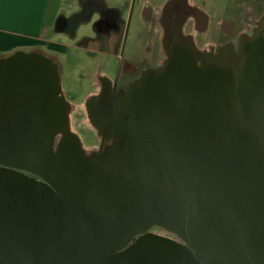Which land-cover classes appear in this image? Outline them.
<instances>
[{
    "label": "water",
    "instance_id": "95a60500",
    "mask_svg": "<svg viewBox=\"0 0 264 264\" xmlns=\"http://www.w3.org/2000/svg\"><path fill=\"white\" fill-rule=\"evenodd\" d=\"M22 74L35 83L19 93ZM59 81L43 53L0 59V164L37 176L0 175V264H264V27L124 91L113 126L93 117L111 145L92 153ZM20 99L43 118H17Z\"/></svg>",
    "mask_w": 264,
    "mask_h": 264
},
{
    "label": "flooded vegetation",
    "instance_id": "af4514ba",
    "mask_svg": "<svg viewBox=\"0 0 264 264\" xmlns=\"http://www.w3.org/2000/svg\"><path fill=\"white\" fill-rule=\"evenodd\" d=\"M83 1L88 18L93 13L98 15L94 36L79 44L94 63L97 61L98 69L94 87L84 99L92 117L108 120L109 126H113L112 120L116 117L107 109L110 102L134 85L142 88L152 84L148 82L149 75L164 68L171 59L183 55L185 50L194 49L197 62L208 64L230 52H241L257 29L264 27L263 8L251 33L240 16L237 21H222L221 32L216 33L211 28V16L207 11V5L213 4V0H127L124 9L120 7V0H115L110 7L107 0ZM249 3H253L256 9L264 4V0ZM109 16L112 17V36L106 34L105 29ZM239 22L246 24L237 27ZM48 57L56 66L61 85V64L55 57ZM18 60L21 68H27L23 57ZM18 80L19 93L23 92V85L31 88L35 83L32 75L22 74ZM60 94L67 99L62 85ZM33 104L32 99L17 100V118H43L32 112ZM110 142L107 134L102 135L97 151L106 149Z\"/></svg>",
    "mask_w": 264,
    "mask_h": 264
},
{
    "label": "rangeland",
    "instance_id": "374dc122",
    "mask_svg": "<svg viewBox=\"0 0 264 264\" xmlns=\"http://www.w3.org/2000/svg\"><path fill=\"white\" fill-rule=\"evenodd\" d=\"M249 1L253 2V0H213V4L209 3L207 5V11L211 16V28L213 31L216 33L221 32L220 24L222 21H237V17L240 16L241 20L243 18L247 23L246 29L251 33L256 27V20H258L259 14L264 8V4H262L260 8L256 7L255 9V5L249 3ZM81 6L82 8L78 19H73V22H77L75 41H71V43L74 44H80L86 38L94 36L98 23V15L96 14L88 18L84 12L86 4L82 3ZM239 23L237 27H244L246 24ZM74 44L56 47V49L60 50L55 51L53 49V52H56L57 55H52V57H55L62 67L61 85L68 99L67 115L69 119V128L72 132L79 135L84 149L88 153H92L98 150L102 134L96 126L90 112L89 104L84 98L87 97L86 95L92 91L94 87L93 81L98 71L96 68L97 61L94 63L84 50L78 48ZM61 137L62 134L58 136V138ZM109 145H111V142ZM0 166L12 170L17 169L2 164H0ZM17 171L23 172L31 177H37L24 170L17 169ZM152 232L169 240H178L175 235L167 232L161 227H154Z\"/></svg>",
    "mask_w": 264,
    "mask_h": 264
},
{
    "label": "crops",
    "instance_id": "0c3cea01",
    "mask_svg": "<svg viewBox=\"0 0 264 264\" xmlns=\"http://www.w3.org/2000/svg\"><path fill=\"white\" fill-rule=\"evenodd\" d=\"M120 1L124 9L127 0ZM82 3L83 0H0V59L16 51L54 56L57 53L53 49L60 50L56 47L74 44L71 41H75L77 22L73 19H78ZM114 3L107 0L109 7ZM111 19L109 16L105 25L109 36Z\"/></svg>",
    "mask_w": 264,
    "mask_h": 264
},
{
    "label": "trees",
    "instance_id": "16d2710c",
    "mask_svg": "<svg viewBox=\"0 0 264 264\" xmlns=\"http://www.w3.org/2000/svg\"><path fill=\"white\" fill-rule=\"evenodd\" d=\"M11 171H13L12 169L6 168V167H1L0 166V175L1 174H9Z\"/></svg>",
    "mask_w": 264,
    "mask_h": 264
}]
</instances>
